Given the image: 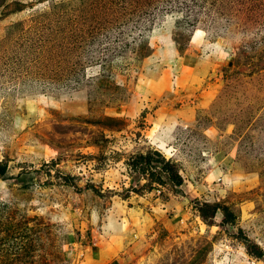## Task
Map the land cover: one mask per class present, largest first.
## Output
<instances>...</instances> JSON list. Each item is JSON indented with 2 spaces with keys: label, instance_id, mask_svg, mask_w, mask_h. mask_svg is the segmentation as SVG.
Segmentation results:
<instances>
[{
  "label": "rangeland",
  "instance_id": "obj_1",
  "mask_svg": "<svg viewBox=\"0 0 264 264\" xmlns=\"http://www.w3.org/2000/svg\"><path fill=\"white\" fill-rule=\"evenodd\" d=\"M0 161V264H264V0H0Z\"/></svg>",
  "mask_w": 264,
  "mask_h": 264
},
{
  "label": "trees",
  "instance_id": "obj_2",
  "mask_svg": "<svg viewBox=\"0 0 264 264\" xmlns=\"http://www.w3.org/2000/svg\"><path fill=\"white\" fill-rule=\"evenodd\" d=\"M129 167V172H139L143 178L140 188L146 191L160 189L162 187L170 188L172 195L181 197L184 191L181 188L184 182L182 174L179 172L176 163L165 158L158 150H147L146 152H136L125 160ZM7 173L6 162L0 161V177H5ZM66 181L71 182V177L64 176ZM135 189V188H133ZM138 188H136L137 191ZM197 214L201 220L208 226L215 224V217L221 214V224H234L239 214V208L223 204L218 201L195 200ZM242 230L240 229V232ZM238 234L243 246L250 255L262 258V248L243 234ZM242 233V232H241Z\"/></svg>",
  "mask_w": 264,
  "mask_h": 264
}]
</instances>
